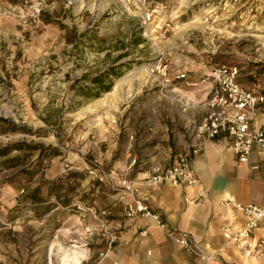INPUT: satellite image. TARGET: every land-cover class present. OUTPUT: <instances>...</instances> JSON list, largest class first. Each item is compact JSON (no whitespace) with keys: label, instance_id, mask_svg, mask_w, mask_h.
<instances>
[{"label":"rangeland","instance_id":"rangeland-1","mask_svg":"<svg viewBox=\"0 0 264 264\" xmlns=\"http://www.w3.org/2000/svg\"><path fill=\"white\" fill-rule=\"evenodd\" d=\"M149 1L142 22L133 0H0V264H75L96 246L100 256L88 207L110 224L113 210L123 217L100 174L122 175L113 164L140 148L128 142L127 92L150 109L190 64H236L242 84L264 76V0ZM138 27L146 42L128 46ZM129 59L107 91L95 86Z\"/></svg>","mask_w":264,"mask_h":264},{"label":"crops","instance_id":"crops-1","mask_svg":"<svg viewBox=\"0 0 264 264\" xmlns=\"http://www.w3.org/2000/svg\"><path fill=\"white\" fill-rule=\"evenodd\" d=\"M197 65H188L187 71L178 68L180 71L167 85L168 94L160 100L156 98L150 109L140 92L137 96L127 92L128 142L140 148H126L111 169L122 171L129 166L130 176L141 184L139 195L162 214L167 225L186 232L205 251H215L217 258L203 262L155 227L139 237L133 226L136 220L125 219L119 210H113L110 221L120 225L112 249L98 257L100 247L81 248L77 255L79 264H264V258L250 259L233 247L223 248L220 227L225 222L239 225L243 220L241 213L222 204L223 200L264 202V154L254 150L248 163L239 162L226 147V140L216 139L206 143L192 161L196 184L172 187L165 182L153 186L138 180L150 163H173L174 151L187 143L193 123L203 116L212 83L210 67ZM251 84L252 81L244 85ZM256 121L264 128V107L258 110ZM131 160H135L132 165ZM256 234L264 237V221Z\"/></svg>","mask_w":264,"mask_h":264},{"label":"built area","instance_id":"built-area-1","mask_svg":"<svg viewBox=\"0 0 264 264\" xmlns=\"http://www.w3.org/2000/svg\"><path fill=\"white\" fill-rule=\"evenodd\" d=\"M133 1L138 4L142 22H146L152 12L150 1ZM165 66H161L162 75L166 74ZM209 76L212 85L206 97V109L203 116L193 123L187 143L174 151L173 163H150L138 180L153 186L165 182L172 187L196 184L198 180L192 161L204 150L206 143L216 139L226 140V147L239 162L248 163V157L254 150L264 154V128L256 121L258 110L264 107V76L254 79L248 87L238 80L239 66L225 63L212 66ZM134 162L135 160H131L130 165ZM255 166L256 164L251 167ZM129 172L128 166L122 175L100 174V178L105 179L116 190L117 198L123 201V218L136 220L133 226L137 236L143 238L151 227H155L162 230L181 249L194 253L203 262L217 258L218 253L205 251L186 232L168 226L162 214L139 195L138 186L141 184ZM222 204L234 208L243 218L239 225L225 222L220 226L222 247H233L246 258H264V237L256 234L259 224L264 221V202H235L225 199ZM88 210L98 220L105 238V249L99 251V255L103 257L112 249L120 224H110L105 209L88 207Z\"/></svg>","mask_w":264,"mask_h":264},{"label":"trees","instance_id":"trees-1","mask_svg":"<svg viewBox=\"0 0 264 264\" xmlns=\"http://www.w3.org/2000/svg\"><path fill=\"white\" fill-rule=\"evenodd\" d=\"M140 31H141V27H138L137 30L133 31V34L130 36L131 39L128 43V46L137 47L140 42H146V39L139 35ZM129 53L130 51H122V53L117 54L113 58V61H117L118 59L122 58V56L127 55ZM131 61H133V59L122 61L121 63L116 64V65L114 64V65L108 66L105 71L101 72L100 74L92 78L93 83L99 90L107 91L111 87L110 85L112 84L114 78L121 76L123 72L131 66ZM122 66L124 67L123 70L120 69ZM107 77H108V81L106 84H104L103 81ZM90 90L91 88L89 86L80 85L77 93L85 97L98 94V91L94 93H90L89 92Z\"/></svg>","mask_w":264,"mask_h":264},{"label":"bare ground","instance_id":"bare-ground-1","mask_svg":"<svg viewBox=\"0 0 264 264\" xmlns=\"http://www.w3.org/2000/svg\"><path fill=\"white\" fill-rule=\"evenodd\" d=\"M74 262H75V264H77L78 263V258H76V260Z\"/></svg>","mask_w":264,"mask_h":264}]
</instances>
